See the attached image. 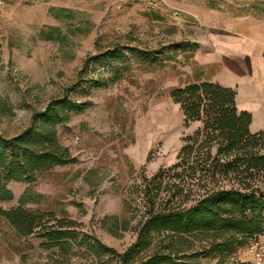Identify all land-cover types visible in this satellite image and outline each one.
<instances>
[{"label": "rangeland", "instance_id": "obj_1", "mask_svg": "<svg viewBox=\"0 0 264 264\" xmlns=\"http://www.w3.org/2000/svg\"><path fill=\"white\" fill-rule=\"evenodd\" d=\"M226 22L264 34V0H0V136L22 132L54 99L86 105L57 124L59 141L77 161L33 182L10 181L13 198L0 200L2 209L23 205L43 215L68 233L65 244L25 235L0 214V264H122L118 253L137 241L148 218L186 210L212 186L231 187L224 176L176 175L189 164L178 157L185 138L202 122L187 125L171 96L203 71L195 52ZM110 50L117 55L101 56ZM257 179L264 188V176ZM169 233L138 246L131 262L167 245L159 241ZM176 240L180 256L161 264H191L189 254L206 244ZM248 242L227 252L225 263L254 264Z\"/></svg>", "mask_w": 264, "mask_h": 264}, {"label": "trees", "instance_id": "obj_2", "mask_svg": "<svg viewBox=\"0 0 264 264\" xmlns=\"http://www.w3.org/2000/svg\"><path fill=\"white\" fill-rule=\"evenodd\" d=\"M109 54L114 57L117 52L110 50L101 56ZM208 76L197 68L191 79L171 91L174 101L181 105L186 124L195 120L202 122L193 135L185 138L187 143L178 157L189 164L184 173L176 175L193 177L199 174L200 178L215 182L224 176L232 185L230 188L210 187L186 210L171 209L148 218L140 228L137 241L118 253L122 264H133L136 248L149 246L154 236H160L164 229L171 231L159 241L167 240L168 244L162 247L166 250L158 246L138 264H161L179 257L182 248L174 245L176 239L188 247L206 240L202 251L189 254L191 264H243L225 263L227 252L264 230V188L257 179L258 175L264 176V131L252 133L249 128L252 115L238 109L236 90L213 82ZM85 106L66 96L54 99L45 110L33 115L30 125L22 132L9 138L0 136V200L13 198L14 193L8 187L10 181L33 182L42 171L77 161L70 149L59 141L57 124L69 120L71 111L82 110ZM168 189L174 197V188ZM0 214L19 232L47 237L56 242L54 245L63 246L65 243L60 240L68 237V233L43 222V215L23 205L0 208ZM91 238L107 247L94 233ZM143 239L145 242L141 243ZM216 252L221 256L215 263L199 259L200 255L209 257Z\"/></svg>", "mask_w": 264, "mask_h": 264}, {"label": "crops", "instance_id": "obj_3", "mask_svg": "<svg viewBox=\"0 0 264 264\" xmlns=\"http://www.w3.org/2000/svg\"><path fill=\"white\" fill-rule=\"evenodd\" d=\"M196 52L209 79L236 90L239 110L252 115V133L264 131V34L252 25L226 22Z\"/></svg>", "mask_w": 264, "mask_h": 264}, {"label": "built area", "instance_id": "obj_4", "mask_svg": "<svg viewBox=\"0 0 264 264\" xmlns=\"http://www.w3.org/2000/svg\"><path fill=\"white\" fill-rule=\"evenodd\" d=\"M248 251L253 258L254 264H264V230L250 239Z\"/></svg>", "mask_w": 264, "mask_h": 264}]
</instances>
